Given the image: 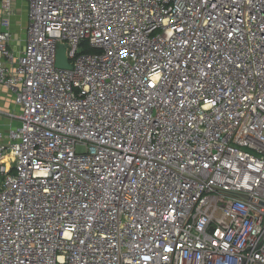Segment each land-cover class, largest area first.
Wrapping results in <instances>:
<instances>
[{
	"label": "built area",
	"instance_id": "1",
	"mask_svg": "<svg viewBox=\"0 0 264 264\" xmlns=\"http://www.w3.org/2000/svg\"><path fill=\"white\" fill-rule=\"evenodd\" d=\"M25 2L0 264H264V0Z\"/></svg>",
	"mask_w": 264,
	"mask_h": 264
},
{
	"label": "rangeland",
	"instance_id": "2",
	"mask_svg": "<svg viewBox=\"0 0 264 264\" xmlns=\"http://www.w3.org/2000/svg\"><path fill=\"white\" fill-rule=\"evenodd\" d=\"M12 8L14 10V23H13V33L15 40L12 44L14 52L18 53L22 50L23 39L25 38L26 26H27V16H26V2L25 0H13ZM10 107V108H9ZM0 108L4 110L14 111L12 107V99L6 96L2 102H0ZM16 126V122L12 124Z\"/></svg>",
	"mask_w": 264,
	"mask_h": 264
},
{
	"label": "water",
	"instance_id": "3",
	"mask_svg": "<svg viewBox=\"0 0 264 264\" xmlns=\"http://www.w3.org/2000/svg\"><path fill=\"white\" fill-rule=\"evenodd\" d=\"M56 67L58 69H70V66L63 58V46L60 47V53L57 55ZM243 198L246 199L247 197L243 196Z\"/></svg>",
	"mask_w": 264,
	"mask_h": 264
},
{
	"label": "crops",
	"instance_id": "4",
	"mask_svg": "<svg viewBox=\"0 0 264 264\" xmlns=\"http://www.w3.org/2000/svg\"><path fill=\"white\" fill-rule=\"evenodd\" d=\"M0 14H1V11H0ZM26 16H27V13H26ZM10 20H11L10 30H11V32H12V34H13V39H14V38H15L14 33H13L14 14H13V16L11 17ZM14 41H15V40L12 41V43H11V47H12V44H13ZM23 41H24V39H23ZM12 49H13V48H12Z\"/></svg>",
	"mask_w": 264,
	"mask_h": 264
}]
</instances>
